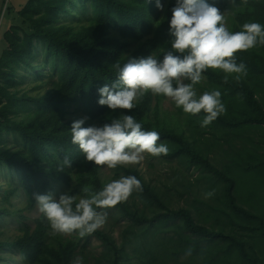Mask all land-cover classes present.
<instances>
[{"label":"trees","instance_id":"1","mask_svg":"<svg viewBox=\"0 0 264 264\" xmlns=\"http://www.w3.org/2000/svg\"><path fill=\"white\" fill-rule=\"evenodd\" d=\"M207 2L222 12L230 7L229 0ZM80 3L83 11L90 5L92 14L64 21L62 15ZM175 3L167 0L161 16L154 15L156 0H27L18 10L30 29L12 25L0 54V165L13 170L20 182L9 183L1 193L0 216L14 215L20 225L14 237L0 236V258L12 249L21 264H73L95 236L103 248L93 255L92 264H125L134 253L139 264H171V258L189 249L194 255H203L204 261L195 264H264V45L236 53L237 63L247 66V75L240 81L232 74L224 83L222 70L203 73L204 91L220 90L226 107L225 114L211 124L235 131L243 141L226 168L216 166L198 139L187 135L179 122L173 125L160 115L162 95L147 93L131 111L98 104V89L116 79L115 63L123 65L128 57L162 56L170 50L169 21ZM237 3L240 7L233 8L228 22L231 31L242 30L245 22L264 26V0ZM37 44L51 60L49 72H43V63L35 62ZM24 67L29 73L39 67L35 72L38 83L29 89L19 87ZM73 105L88 118L84 127L133 115L143 130L157 131L171 142V154L183 157L189 166L212 172L223 185L217 202L209 205L218 214L209 211L203 218L212 215L214 222L201 221L200 208L196 217L190 207H172L137 168L126 166L125 174L139 179L143 191L133 192L132 201L115 206L131 219L120 243L101 228L83 238L76 232L52 234L41 213L30 226L23 210L37 207L33 193H54L57 185L69 186L75 181L79 188L67 192L87 194L107 183L101 177V166L86 161L71 143V125L82 118L69 116ZM197 115L204 118L205 114ZM253 132L261 138L256 140ZM8 133L17 135L22 145L14 149L1 146ZM65 155L70 157L71 167L58 172ZM19 190L24 198L20 208L11 201ZM170 222L173 227L162 231Z\"/></svg>","mask_w":264,"mask_h":264},{"label":"clouds","instance_id":"2","mask_svg":"<svg viewBox=\"0 0 264 264\" xmlns=\"http://www.w3.org/2000/svg\"><path fill=\"white\" fill-rule=\"evenodd\" d=\"M246 3V0H244ZM230 9L239 8L237 0H229ZM156 7L163 4L156 0ZM169 21L170 50L162 59L152 54L147 57H128L121 65H113L116 79L98 89V104L111 110L131 111L149 92L174 101L177 108L187 114L203 112L201 127L208 126L226 107L218 89L198 94L195 85L206 77L208 69L222 70L224 83L229 76L240 81L247 75V66L237 63L236 53L264 45V26L257 22H245L242 30L231 31L227 26L230 10L221 11L207 0H176ZM87 117L74 120L70 132L71 143L77 145L88 162L96 166L116 169L118 166L140 164L145 154L153 157L167 155L169 148L158 143L157 131H145L133 115L112 118L102 126L84 127ZM72 161L65 155L56 171L71 167ZM141 181L135 176H121L106 183L101 190L76 196L70 192L58 197L52 193H33L39 212L43 215L52 234H72L83 238L103 227L107 212L98 209L115 207L125 202L133 192H142ZM215 190L203 193L205 199L214 196ZM191 254V249L186 253ZM81 259L76 264H81Z\"/></svg>","mask_w":264,"mask_h":264},{"label":"rangeland","instance_id":"3","mask_svg":"<svg viewBox=\"0 0 264 264\" xmlns=\"http://www.w3.org/2000/svg\"><path fill=\"white\" fill-rule=\"evenodd\" d=\"M26 1L27 0H0V54L7 45L5 33L12 25H19L25 31H29L30 29L28 22L25 21L18 12ZM160 3L163 4V10L157 8L154 15H162L167 0H161ZM227 10H230V13H233V8L230 9L229 7ZM90 14H92L90 5L86 11H83L80 3L78 6L72 7L70 13L63 14L62 19L64 21H76V19L89 16ZM231 15L232 14L228 16V22ZM36 52L37 57L35 62L43 63L45 65L43 72H49L51 60L47 58L41 44H37ZM158 59H162V56L158 55ZM38 70L39 67L36 68V70H30L29 73L26 70V67L22 68L20 74L24 78L19 84V87L21 89H29L38 83L39 79L35 73ZM45 84L48 85V83ZM205 84L206 80H203L200 84L195 85L198 94L203 93ZM75 109V105H73L69 116H78L80 118L85 117V113L82 109ZM160 115L166 116L173 125H176V122H179V125H182V128L187 135L193 134V136L198 139L200 146L208 152L213 163L219 168H226L231 165L234 154L242 145L243 141L239 136L240 134L231 129L223 130L220 126L213 124L201 127V122L203 120L201 116L185 113L182 108H177L175 106L174 101L164 96L160 105ZM176 126H178V124ZM251 135L256 140L261 138L257 132H253ZM158 143H165L168 146L169 152L166 156L161 155L160 157H153L149 154H145V159L140 164L129 166L137 168L148 182L155 185L161 192H163V197L172 207H190L196 217H199L197 216L196 209L200 208L202 214H200L199 219L201 218V221L210 225L214 222L215 218L212 215L208 218H203V215H208L207 213L209 211L212 214H218L211 210L209 205H213L217 202L216 197H218L222 191V182L212 172L195 166H189L183 157L171 154L173 148L169 140L161 138ZM21 145V139L14 133L6 134L3 143L1 144V146L11 149L17 148ZM123 167L126 166H118L116 169H108L106 166H101L100 174L102 179L108 183L114 179H119L121 176H127ZM19 182L20 180L18 179V176L14 174L13 170L9 169L6 165H0V198L1 193L8 187L9 183L17 185ZM72 188H79L75 181H72L69 186L65 184L57 185L54 194L58 197L61 193L67 192ZM211 190H215L214 196L205 199L203 193ZM75 195L82 197L87 194L78 191ZM23 199L21 190L17 192V195L13 194L11 196V201L19 208L23 206ZM128 200L132 201L133 196L131 195ZM135 201L139 205H142V202L138 197H135ZM98 210L105 211L108 214L107 222L101 227V229L112 234L116 241L120 243L123 238V231L127 225L131 223V219L123 216V214L115 207ZM23 213L27 216L25 221L30 224V226H34V219L40 214L38 208L36 207L33 210H23ZM13 217L14 215L0 216L1 237L11 238L19 233L18 226L20 225V222L13 219ZM176 223L180 222L176 221ZM172 227L173 222H170L169 224L164 225L161 230L167 231ZM170 233L173 232L170 231ZM201 245L205 244L201 243ZM102 248L103 245L101 240L95 236H91L88 240L85 252L77 254V258L73 264H76V261L80 258H82L81 264H92L93 255H98L102 251ZM191 254L192 256L181 252L176 256V259L171 258L170 263L195 264L196 262L202 263L204 261L203 255L199 253H196L195 255L194 253ZM1 255L0 264H21L22 262L19 254L14 253V251L12 252V249L5 250ZM125 264H139L135 253L134 255L132 254L131 259L125 262Z\"/></svg>","mask_w":264,"mask_h":264}]
</instances>
